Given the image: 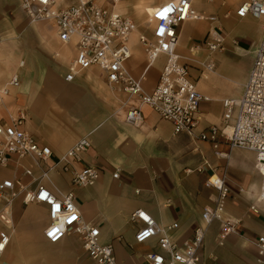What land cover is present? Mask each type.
<instances>
[{
    "label": "crops",
    "instance_id": "1",
    "mask_svg": "<svg viewBox=\"0 0 264 264\" xmlns=\"http://www.w3.org/2000/svg\"><path fill=\"white\" fill-rule=\"evenodd\" d=\"M122 1L117 4L120 13L126 11L127 2ZM161 1L153 6L139 5L148 16ZM213 1L192 0V6L199 13L214 15L215 21H185L176 28L175 50L186 58L195 88L206 97L198 104L195 133L210 124L221 126V100L239 96L264 25V15L256 19L234 15L241 0H216L210 4ZM134 32L128 38L131 56L125 68L140 79L144 91H150L163 58L157 57L145 68V57ZM207 32L222 38L219 50L208 53L201 45ZM60 45L48 24L26 23L16 0H0V85L12 73L19 77L18 86L0 99V118L22 111V129L51 151L47 163L79 137L86 136L90 145L72 166L76 170L83 165L99 169L97 181L90 186H71L68 173L54 170L42 184H52L56 193L72 191L82 218L98 226L99 240L111 243L118 264H147L142 254L154 245V237L134 241L138 223L129 220V212L140 207L161 225L176 222L169 235L179 241L190 235L194 225L202 224L203 206L213 204L216 190L205 186L204 181L212 174L223 175L229 192L222 216L235 223L221 243L219 222L213 220L205 226L199 249L201 264H257L253 238L264 229V210L257 199L261 175L254 166L253 153L228 149L219 140L216 151L225 155L218 156L208 141L172 133L169 122L139 105L135 97L108 87L94 67L65 82L62 74L73 51L70 48V53L64 55L58 51ZM194 60L208 62L211 70L203 69ZM133 105L140 109L141 121L137 125L123 123L124 112ZM21 162L28 164L27 159ZM0 168L4 170L0 179L14 176L21 182L28 180L11 162ZM115 170L117 177L113 178ZM33 174H38L36 168ZM250 204L256 206V211L249 208ZM46 222L42 202L23 204L18 196L3 209L0 203V230L9 233L0 252V264H95L74 233L48 242L42 234Z\"/></svg>",
    "mask_w": 264,
    "mask_h": 264
},
{
    "label": "built area",
    "instance_id": "2",
    "mask_svg": "<svg viewBox=\"0 0 264 264\" xmlns=\"http://www.w3.org/2000/svg\"><path fill=\"white\" fill-rule=\"evenodd\" d=\"M16 1L28 23L48 24L57 41L72 49L73 54L62 74L65 82L73 81L81 72L94 67L108 87L135 97L139 105L147 106L160 119L169 122L172 133H184L208 141L218 156L225 155L216 151L219 140L225 142L228 149L251 151L254 166L261 175L257 199L262 202L264 210V25L239 96L221 100V126L210 124L195 133L198 104L206 97L195 88L188 73L186 58L175 50L176 28L185 21L205 19L212 23L216 19L214 15L197 12L192 0H163L151 9L148 18L153 27L149 35L139 32L137 42L145 57V68L157 57H162L163 61L153 88L144 91L140 79L130 75L125 68V61L131 56L128 36L135 31L136 25L128 15L114 9L117 0H108L105 5L92 0ZM234 15L238 18H259L264 15V0H241L234 9ZM221 41L218 33L210 35L207 32L201 45L211 53L221 48ZM194 63L207 71L211 70L208 62L194 60ZM18 65L21 66L22 61ZM18 84V75L10 74L0 85V99ZM141 118L140 109L133 105L124 112L122 122L137 125ZM23 120L24 114L20 110L0 118V166L11 162L14 169H19L21 175L28 177L25 182L14 176L0 179L1 209L18 196L23 204L42 202L47 215L42 234L48 242H56L65 234L74 233L81 248L95 264H118L111 243L99 240L98 226L82 218L73 201L72 191L68 189L56 193L51 189L55 188L52 184L45 186L41 182L48 181L49 171L54 170L68 173L71 186L94 184L99 176L97 167L83 165L76 170L72 166V162L80 161L81 155L88 149L89 140L86 136L79 137L66 151L47 163L51 157L49 147L22 129ZM23 159L28 160L27 165L22 164ZM34 168L38 171L37 175L33 174ZM111 177H117L116 170ZM204 185L216 190L213 204L203 206L200 212L202 224L194 225L190 235L179 241L169 235L176 222L161 225L140 207L129 212V220L138 223L133 233L134 241L142 242L154 237V245L142 254L147 264H201L199 249L205 226L213 220L219 222L218 243H221L226 232L233 229L235 220L222 216L223 202L229 192L223 175H210ZM249 208L256 211L254 204H250ZM8 238L9 233L0 230V252ZM253 244L256 263L262 264L264 229L254 236Z\"/></svg>",
    "mask_w": 264,
    "mask_h": 264
},
{
    "label": "rangeland",
    "instance_id": "3",
    "mask_svg": "<svg viewBox=\"0 0 264 264\" xmlns=\"http://www.w3.org/2000/svg\"><path fill=\"white\" fill-rule=\"evenodd\" d=\"M92 1L97 3V4H102V5H105L108 2V0H92ZM124 1H126L127 3L125 5L126 11L123 12V13L128 15L133 20V22L135 23V25H136V29H135V32H134L135 33V37L137 36L138 32L144 33L145 35H149V30L151 29V27H153V25H152L151 21L149 20L148 16L142 10V7L139 4L140 3H142V4L143 3L144 4L145 3H149V4H151L150 6H153L159 0H123L122 4L124 3ZM196 2H203V0H195V3ZM214 3H216V0H214L210 4H214ZM133 5H134V8L131 7ZM145 8H146V6H145ZM138 13L142 14L141 18L137 17ZM25 20H26V23L28 25H30V24L31 25H33V24H46V23H42V22L28 23L26 18H25ZM64 47H66V50L64 49ZM58 51L61 52L64 55H67V54L70 53V47H68L66 45L65 46L64 45H60L58 47ZM157 63H158V60H157L156 64ZM2 107H3V102H2V100H0V117H1V109H2ZM1 169L2 168H0V173H3L4 170H1Z\"/></svg>",
    "mask_w": 264,
    "mask_h": 264
},
{
    "label": "bare ground",
    "instance_id": "4",
    "mask_svg": "<svg viewBox=\"0 0 264 264\" xmlns=\"http://www.w3.org/2000/svg\"><path fill=\"white\" fill-rule=\"evenodd\" d=\"M120 0H117L116 2H115V4H114V9L118 12V10H117V4H118V2H119ZM134 32V31H133ZM133 32H131L130 34H129V36L133 33ZM129 36H128V38H129ZM155 60V59H154Z\"/></svg>",
    "mask_w": 264,
    "mask_h": 264
},
{
    "label": "snow or ice",
    "instance_id": "5",
    "mask_svg": "<svg viewBox=\"0 0 264 264\" xmlns=\"http://www.w3.org/2000/svg\"><path fill=\"white\" fill-rule=\"evenodd\" d=\"M167 11V10H166ZM50 235H51V233H50Z\"/></svg>",
    "mask_w": 264,
    "mask_h": 264
}]
</instances>
